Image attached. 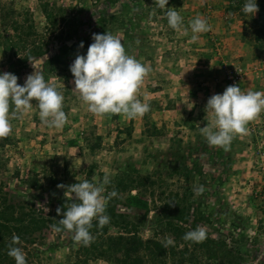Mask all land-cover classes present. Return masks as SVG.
Masks as SVG:
<instances>
[{
	"label": "rangeland",
	"instance_id": "obj_1",
	"mask_svg": "<svg viewBox=\"0 0 264 264\" xmlns=\"http://www.w3.org/2000/svg\"><path fill=\"white\" fill-rule=\"evenodd\" d=\"M48 1L62 38L15 76L0 67V219L25 217L2 229L0 264H128L130 246L68 248L90 223L120 231L107 208L165 248L149 264H264V0ZM27 11L44 32L38 0H0V14ZM98 32L110 60L94 56ZM190 123L234 145L202 156ZM133 170L153 177L147 193L97 187Z\"/></svg>",
	"mask_w": 264,
	"mask_h": 264
},
{
	"label": "trees",
	"instance_id": "obj_2",
	"mask_svg": "<svg viewBox=\"0 0 264 264\" xmlns=\"http://www.w3.org/2000/svg\"><path fill=\"white\" fill-rule=\"evenodd\" d=\"M38 6L40 12L47 21L44 32L36 25L33 13L27 11L24 13L19 12L17 14L9 12H2L0 14V46H2L0 47V67L6 68V71L13 76L23 70L24 62L26 63L27 61L44 55L42 51L43 46L41 45L43 41L50 40L53 34V38L56 40L62 38L61 34H56L57 26L64 22L63 15L56 12L60 9L56 8V6L48 0H38ZM111 18L115 19L113 15H111ZM4 26H8L11 33L4 30ZM103 35L102 32H98L93 37L91 42V45H93L92 50H95V57L110 60L113 53L110 51L111 47L109 46V42ZM4 39L5 41L2 43ZM67 50L68 47L65 46L61 49L60 55L47 59L45 63L47 73L52 74L55 70L60 68L59 63L62 58L67 56ZM7 86L10 85L4 84V81L0 80V87L6 88ZM188 128L196 134L194 135V141H191L193 146L192 150L197 152L202 150V156L207 155L206 157H208L209 154H211L209 152L215 149L220 143L225 144L227 142V145L225 144L226 150H231V147L234 145V141L230 139L231 133H227L215 125L212 126L209 123H190ZM218 135L219 139H217ZM190 138L192 139V137ZM177 143L182 145V140L177 139ZM189 145L190 144L187 143L186 146L189 147ZM220 156L221 155H219L218 158H222V156ZM211 157L215 158L214 155H211ZM100 176L101 178L97 183V187L100 188L101 186H104L106 191L113 196L126 195L133 190L137 193H147L148 187L155 185V181L152 180L153 177H150L149 175H141L136 170L131 172L120 171L109 175L102 174ZM92 187L97 188L96 185H92ZM38 188L41 189L42 186L39 185ZM106 212L109 215L112 213L113 217H117L114 219V225L117 224L114 227L119 228L120 231L115 233L112 232L109 225L104 224V222L90 223L84 227V232L81 234L84 236V239L80 243L74 244L68 248L73 251L75 247H77L78 252L95 253L102 249L104 244L107 245L105 250L109 252L117 251L122 248L123 245L130 246L133 248L136 256L132 259L127 258L128 264H149V262L152 261L151 257L154 253H159L160 256L165 255V248L157 243L153 244V248V246L151 247L152 241H149L148 239L143 240L140 236L138 237V235L134 234L132 231L134 224L131 220H128V218H131V214H115L113 209L108 208ZM0 220L3 221L0 223V248L3 249V243L8 236L7 232L4 230L8 228V224H12L13 222L25 223V217L17 218L14 221L9 218H3ZM98 225L100 227L99 230L97 229ZM25 228L29 229L28 226H25ZM81 230L83 231V227ZM98 231H101L102 236L98 235ZM2 254L3 251L0 252V257Z\"/></svg>",
	"mask_w": 264,
	"mask_h": 264
}]
</instances>
